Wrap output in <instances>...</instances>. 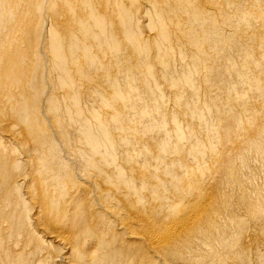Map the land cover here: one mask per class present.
<instances>
[{"label":"bare ground","instance_id":"6f19581e","mask_svg":"<svg viewBox=\"0 0 264 264\" xmlns=\"http://www.w3.org/2000/svg\"><path fill=\"white\" fill-rule=\"evenodd\" d=\"M222 1L230 0H0V221L18 218L19 225L20 216H5L2 206L13 205L17 212L27 201L32 204L35 215L30 221L38 223L39 233L48 240L43 248L46 244L59 250L57 257L46 256L37 264H128L129 258L146 264L148 253L159 264H166L161 254L171 253L181 240L201 229L214 202L207 188L204 191L198 184L209 178L213 169L195 171L194 165L187 163L191 154L199 160L213 150L212 145L193 150L183 146L188 135L171 121L177 144L167 153L177 157V166L187 169L189 175L184 176L189 177L181 179L177 169L166 164L165 151L171 147L167 141L144 149L145 159L151 161L141 165L144 167H136L140 166L136 158L127 156L125 168L119 169L114 154L135 135L125 114L124 103L130 98L126 84L136 78L151 82L152 67L145 62L158 58L162 48L174 42L187 43L190 25L200 26L203 37L204 29H209L208 19L212 24L217 22L220 13L216 7L220 8ZM262 1L249 2L258 9L254 18L263 29ZM143 14L148 17L145 38L140 25ZM249 17L252 13L244 20ZM191 39L195 45L188 46L197 47ZM258 44L264 46V38ZM197 51L196 62L211 58L206 47H197ZM261 57L258 67L264 69V51ZM259 82L254 86L264 92V84ZM118 131H127L128 136L124 132L125 137L119 140ZM65 154L76 155L73 167L72 158ZM218 159L212 162L217 165ZM158 164L163 170L156 171ZM24 186L23 199L19 192ZM118 188L125 190L119 192L121 202L114 199ZM134 195L138 196L136 202L132 201ZM110 199L116 202L117 210H109L108 204L104 208ZM148 200L154 204H147ZM158 208L166 211L161 214ZM99 209L138 247L135 257L126 254V247L115 250L103 239L98 216L92 212ZM20 215L23 225L30 223L27 214Z\"/></svg>","mask_w":264,"mask_h":264},{"label":"rangeland","instance_id":"374dc122","mask_svg":"<svg viewBox=\"0 0 264 264\" xmlns=\"http://www.w3.org/2000/svg\"><path fill=\"white\" fill-rule=\"evenodd\" d=\"M249 1L255 0H230L229 3L222 1V6L216 7L220 13L217 22L214 21L212 24L208 19L211 17L205 15L208 19L209 29H204L203 37L200 36L202 32L200 26L190 25V30L186 32V35L189 36L188 41L185 40L187 43L174 42L170 46L162 48L164 52H161L158 58L145 62L146 66L152 67V83L144 78H136V81L126 84L130 98L126 99L124 103L125 114H127L128 125H133L135 128V135H130L131 138H127L126 143H122V147L114 154L119 169L124 167L123 162L127 156L136 158L137 164L140 165L136 167L150 165L151 161L145 159L147 157L145 148L166 141L171 146L165 151L166 153L173 146L175 147L177 139L173 137L172 120L179 130L188 135L183 146L192 148V150L205 144L213 147V150L204 153L203 157L198 158L199 160L193 158V154H191L187 163L188 165L192 163L190 166L194 165L192 168L196 169L195 171L202 170L206 173L213 169L209 178L202 179L198 184V187L204 191L207 188L206 192L208 191L213 198L214 206L207 218L209 221L206 219L201 229L195 231L189 239L181 240L174 251L168 254L162 253L161 256H164L166 264H264V92L254 86L258 80L264 84V69L261 66L258 67L262 59L261 54L264 51V46L258 43L264 38V28H258L256 25L254 15L258 9L255 8L254 3L251 4ZM262 3L264 4V0ZM139 12L141 13L142 10ZM247 13H252V17L244 20ZM141 17L139 20L143 29L140 32L145 38L149 30L144 28L148 24V17L144 14ZM191 37L195 39L197 47H206L209 50L211 58L208 57L206 62L195 61L198 51L197 47L188 46L192 43L195 45ZM256 39H258V43ZM122 73L124 74V72ZM260 82L259 84H262ZM91 96L95 97L94 94ZM88 105L90 108L93 107V103H89V101ZM251 105L256 106V109H246ZM115 106L117 109L121 108L118 104ZM245 126L250 127L247 129L248 131ZM120 132L118 131L116 134L119 140L122 136L125 137L124 132L128 136L127 131H124L123 134ZM73 142L72 144L75 145ZM168 154L165 158L166 164L173 165L174 169H177L176 173L180 179L184 175L186 176L187 169L177 166L179 164L177 157L168 156ZM65 156L66 158L71 157L66 154ZM75 156L71 157V167L77 162ZM213 158H219L220 163L217 165L213 163ZM162 166L159 168L158 164L156 171L163 170ZM90 172L92 173V171ZM111 172L116 176L113 168ZM83 175L87 174L83 173ZM185 176L184 178L189 177ZM205 184L208 187H205ZM26 187L19 192L23 199ZM121 189L115 190H118L117 195H120L119 192L125 191ZM130 194L132 195V193ZM117 195L114 199L116 202H121V195L118 197ZM134 196L132 201L136 202L138 196ZM142 196L146 199L147 195L143 194ZM91 201H93L92 198ZM116 202L114 203L113 199L106 200L104 208L109 207V210H117ZM146 202L154 204V200ZM26 203L28 204L26 207L19 206L17 208L19 214L13 205L6 206V208L2 206L3 210L5 209V211L2 210L5 216H10L12 213L15 218L20 216L19 225L21 227L18 225V218L17 221L15 220L16 224L10 219L0 221V252L2 251L0 264H14L22 260L25 264H37L39 261H43L46 256L57 257L59 255V250L54 245L47 247L48 245L45 244L43 248L44 241H48L47 237L43 235L44 233H42L43 236L39 233L41 231L38 228V223L30 221V218L35 215V209L28 201ZM99 211L92 212H95L94 217L98 216L96 218L97 224L99 223L98 231L102 233L103 239H108L107 242L110 245L113 244L115 250L126 247V254L135 257L138 247L134 246L132 242L129 243L124 233L118 230L117 224L108 214L103 213L101 209ZM158 211H162L161 214H164L163 211L166 210L159 209ZM20 214H27L30 223L27 222L26 225H23ZM1 227L3 229L6 227L5 231ZM14 231H16V235ZM114 232L117 233L114 234ZM37 246L38 248H36ZM24 247L29 248V251ZM37 255L41 256L37 257ZM148 255L145 258L146 264H151V262L159 264L155 256L152 257L153 255L149 253ZM10 260L12 261L9 262ZM134 261L129 258L128 264H132Z\"/></svg>","mask_w":264,"mask_h":264}]
</instances>
